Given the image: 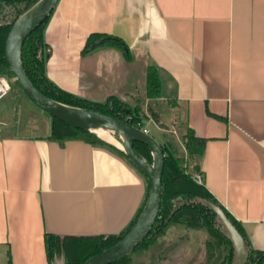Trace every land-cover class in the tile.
Wrapping results in <instances>:
<instances>
[{
    "label": "crops",
    "instance_id": "obj_1",
    "mask_svg": "<svg viewBox=\"0 0 264 264\" xmlns=\"http://www.w3.org/2000/svg\"><path fill=\"white\" fill-rule=\"evenodd\" d=\"M94 33L120 38L131 60L113 49L83 56ZM44 40L47 79L90 102H126L156 69V102L183 105L188 127L206 140L202 184L240 224L250 249L264 252V0H58ZM35 110L12 83L0 100V264H48L46 235L64 239L72 253L77 240L118 236L148 195L146 177L125 156L50 139L51 118L35 121ZM172 116L179 108L159 122ZM148 126L162 136L146 118L141 130L151 136ZM189 231L171 228L160 239L171 262H194ZM185 235L186 254L171 246Z\"/></svg>",
    "mask_w": 264,
    "mask_h": 264
},
{
    "label": "trees",
    "instance_id": "obj_2",
    "mask_svg": "<svg viewBox=\"0 0 264 264\" xmlns=\"http://www.w3.org/2000/svg\"><path fill=\"white\" fill-rule=\"evenodd\" d=\"M40 1L0 0V75L9 79L13 78L3 59L4 44L10 29ZM47 20L27 37L21 51V64L33 87L48 99L63 106L102 113L129 126L142 129L145 116L138 103L140 102L139 99L134 100L137 103L135 105H129L115 97H110L108 102L104 104L93 103L58 89L47 79L45 63L49 56V49L44 40V27ZM99 49L116 50L121 53L126 61L131 60L130 51L120 38L97 33L91 34L87 38L82 55L86 56ZM159 98L160 80L158 72L154 68H148L145 78L144 99L155 102ZM109 103L112 104L111 112L108 108ZM164 103L171 108H179L180 110L179 124L184 130L181 140L185 157H177L168 142H158L164 154L159 213L150 233L143 242L132 253L113 264H125L136 252L144 253L154 246L171 228L205 231L207 234V241L204 245L206 252L203 261L198 264H235L237 253L234 244L222 219L213 208L220 210L242 238L245 251L248 253L246 264H264V252L250 249L240 224L213 198L202 183L199 184L194 180L195 175L199 174L198 163L202 158L206 140L196 137L188 127L183 105H179L175 101ZM50 139L54 141L79 140L92 145L106 146L125 156L122 151H118L116 148L102 142L95 135L73 129L54 118H51ZM133 148L145 161L152 163V157L147 147L134 143ZM189 160H192L193 164L190 165ZM143 208L136 220L124 233L118 236L77 240L73 253L65 246L64 239L46 235L44 244L48 264L59 258L62 260L60 264H83L93 256L111 248L132 229ZM181 243L184 244L182 241ZM183 246L175 245L174 247H179L177 252L183 253L185 250ZM188 264L196 263L194 261Z\"/></svg>",
    "mask_w": 264,
    "mask_h": 264
},
{
    "label": "water",
    "instance_id": "obj_3",
    "mask_svg": "<svg viewBox=\"0 0 264 264\" xmlns=\"http://www.w3.org/2000/svg\"><path fill=\"white\" fill-rule=\"evenodd\" d=\"M57 2L58 0H41L13 25L5 40L3 59L15 83L36 108L73 129L98 136L90 131V128H99L115 141L123 138L125 143L121 151L128 161L146 177L148 195L135 225L117 244L83 263L113 264L132 253L150 233L155 223L161 205V177L164 169V154L160 144L141 129L129 126L102 113L63 106L48 99L33 87L22 67L21 51L27 37L49 18ZM108 108L111 112L112 104H109ZM134 143L147 147L152 157L151 164L135 152ZM213 209L222 219L234 244L237 253L235 264H246L248 253L245 251L242 238L220 210Z\"/></svg>",
    "mask_w": 264,
    "mask_h": 264
},
{
    "label": "rangeland",
    "instance_id": "obj_4",
    "mask_svg": "<svg viewBox=\"0 0 264 264\" xmlns=\"http://www.w3.org/2000/svg\"><path fill=\"white\" fill-rule=\"evenodd\" d=\"M138 71H139L138 67L136 65H133L132 66V73L133 74L136 73L135 78L138 80L136 82L140 81V79H139L140 75H139ZM144 77L146 78V76H141V80L142 79L144 80ZM9 80L14 85V87L19 88L15 84V81L13 78H10ZM132 82L134 84V82H135L134 79ZM136 84H138V83H136ZM144 87H145V85H141L140 88H138L137 86L134 87V85H133L131 87V91H129L131 95L129 97H124L126 102L122 101L117 96H110V97H115L116 99H118L122 102H125L129 105L137 104L134 100L139 99L140 102H138V103L140 104L141 111H142L143 115L145 116V119L146 118L148 120L151 119L152 121H154L155 125L158 126V128H160L161 130L164 131L162 133V136H160L158 138L157 135L154 134L153 127L148 126L149 134L151 136H153L159 143H164V139H165L171 145V147L174 149L175 155L177 157H183V156L185 157L184 147H183L182 140H181L182 128L179 124V117L175 118L174 116H172V118H171V120H173L172 123L170 122L169 124H164V125L161 124L159 122L160 116H162V114H165L166 112H168L169 110H171L173 108L167 106L166 103L156 102V101L155 102H148L147 100H145L144 99L145 98V90H143V89H145ZM123 92H125V89L123 90ZM110 97H108L105 101L101 102V104L107 103L108 99ZM109 104H111V103H109ZM35 109H36L35 110L36 111V114H35L36 120L35 121H37V119H39V117H44L45 122H46V120L49 119L50 116L43 113L41 110H39L36 107H35ZM20 120H21V118H20ZM21 121L23 122V120H21ZM96 137L99 140H101L102 142H104V143H106V144H108V145H110L116 149L121 150V148L118 147L115 143H111L107 140H104V139L100 138L99 136H96ZM189 163L191 165V164H193V161L189 160ZM189 232H190V237H192L191 242L194 241L196 244V248L194 250L192 258L195 261V263L198 264L200 261L202 262L204 259V255L206 252L204 245H205V242L207 241V234L203 230L202 231L190 230ZM190 237H189V235H185V237L183 239H181L176 244L171 245V246L179 245V247H181L182 245H184L183 246L185 248L184 252L186 254V252L188 250L187 249L188 248L187 242L189 241ZM181 241L184 242V244L181 243ZM164 243L165 242L158 240V242L154 246L150 247L144 253H141L140 251L136 252L133 256L130 257L129 261H127L125 264H182V263H174V262L170 261L169 256L172 254H170L169 251H167L166 249H165V251L163 250ZM179 247H177V250L179 249ZM160 251H162V253ZM146 255H148L146 260H143L146 257ZM159 257H160V259H159ZM60 263H62V260L59 258L57 260H54L51 264H60Z\"/></svg>",
    "mask_w": 264,
    "mask_h": 264
},
{
    "label": "built area",
    "instance_id": "obj_5",
    "mask_svg": "<svg viewBox=\"0 0 264 264\" xmlns=\"http://www.w3.org/2000/svg\"><path fill=\"white\" fill-rule=\"evenodd\" d=\"M10 90H11L10 80L5 76L0 75V100L4 96H6L10 92ZM144 132L146 133L145 130ZM194 180L200 184L202 183V176L200 174H196Z\"/></svg>",
    "mask_w": 264,
    "mask_h": 264
},
{
    "label": "bare ground",
    "instance_id": "obj_6",
    "mask_svg": "<svg viewBox=\"0 0 264 264\" xmlns=\"http://www.w3.org/2000/svg\"><path fill=\"white\" fill-rule=\"evenodd\" d=\"M90 131H92L93 133L97 134L100 138L107 140L111 143H115L118 147L123 148L124 147V139L120 138V140L115 141L113 140L107 133L103 132L101 129L99 128H90Z\"/></svg>",
    "mask_w": 264,
    "mask_h": 264
}]
</instances>
